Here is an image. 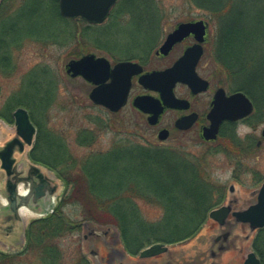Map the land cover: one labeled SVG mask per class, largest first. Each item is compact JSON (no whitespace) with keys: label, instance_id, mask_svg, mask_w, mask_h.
Listing matches in <instances>:
<instances>
[{"label":"trees","instance_id":"obj_1","mask_svg":"<svg viewBox=\"0 0 264 264\" xmlns=\"http://www.w3.org/2000/svg\"><path fill=\"white\" fill-rule=\"evenodd\" d=\"M134 1L119 0L112 15H130L128 20L132 21L138 15L136 9L141 14L146 13L147 19L143 20L146 30L151 31L148 36L150 43L144 44L143 40L133 46L144 48V51L152 50L163 32V9L156 3L157 0H142L144 3L138 7ZM36 3L30 15L25 18L27 23L34 24L36 37L27 35L32 29L24 37L17 36L14 19L6 20L4 12H0V67L3 65L1 59H5L3 56L11 54L9 48L28 37H34L44 49L53 44L65 46L75 40L77 45L68 55L74 59L88 53L90 43L99 49L104 40L109 38L102 25H89L83 20L62 17L58 0H36ZM183 7L186 10L180 14L184 15V21L192 20L188 13L190 9L206 13V20L217 26L220 51L231 49V54H235L232 56L233 62L235 56L246 59L253 53L264 61V0H185ZM56 23H61V26ZM78 23H81L80 28ZM98 31L100 35L95 38ZM65 32L71 35L66 36L63 34ZM90 36L95 39L91 40ZM239 47L240 53L236 52ZM245 51L247 56L244 55ZM248 59V84L240 88L257 102L255 115L263 113L264 116V92L259 88L260 84H257V80L264 79V74L260 72L259 59L255 64ZM53 77L50 66H43L42 71L22 89L25 99L18 97L17 100L8 101L0 108V116L10 122L11 112L15 108L23 106L29 111L32 122L38 128V143L31 157L54 170L64 181L66 191L52 215L29 225L24 250L12 254L0 252V264H66L63 263V253L56 241L72 232H79L84 223L116 226L125 248L133 255L148 244L177 245L188 242L200 232L209 212L220 206L227 197V187L211 171L208 158L225 153L237 165H244L259 151L248 148L249 141H243L231 132L223 133L213 149L196 156L185 150H173L154 144L141 145L135 141L141 138L140 127H137L138 130L131 134L133 140L130 136H120L110 150L93 153L84 161H74L68 155L63 137L36 121L35 112L23 102L30 100L38 113L39 102L45 106L54 100L58 101L59 86L52 81ZM256 92L261 95H256ZM89 121L95 125L96 130L113 129V120L102 119L100 114L95 117L90 115ZM43 131L46 133L43 134ZM82 138L94 144L96 136L93 132L89 135L87 131ZM139 201L161 207L165 212L162 220L155 223L147 221L140 211ZM67 205L80 207V220L65 213ZM253 249L261 264H264V228L257 233ZM73 264L90 263L82 255Z\"/></svg>","mask_w":264,"mask_h":264},{"label":"rangeland","instance_id":"obj_2","mask_svg":"<svg viewBox=\"0 0 264 264\" xmlns=\"http://www.w3.org/2000/svg\"><path fill=\"white\" fill-rule=\"evenodd\" d=\"M143 3L144 2L142 0L134 1L136 7L142 5ZM156 3H158L163 9L164 15H162L165 19L163 20L164 23L162 24L163 32L161 38L158 39V42L154 46L159 45L160 42L164 40L166 35L171 32L179 23L185 22L183 20L184 15L180 13L183 10H186L183 7L185 0H157ZM35 5H37L36 0H6V2H4V11L8 13L10 19H14L13 25L15 27L17 36L24 37L28 33L29 29H32V31L27 35L30 36L31 34V36H33L35 34L33 31L34 24H31L30 22L27 23L25 19L26 16L28 17L30 15L31 8H33ZM135 12L138 15L134 17L132 21L128 20L130 18L129 14V16L111 15L109 20L102 24V29L108 32L106 36L109 38L104 40L105 44H101L100 46L102 48L100 47L99 49L94 44L90 43L88 46V53L86 54L93 53L97 56H100L101 54L108 57H114L116 59H124L129 56L136 57L138 53H141L144 48L133 45L134 43L143 40L144 44H149L150 41L148 36L150 35L151 31L146 30V25L144 24L143 20L144 18L147 19L148 15H146V13H139V10L137 9ZM188 13L192 20L207 19L206 13L199 9H190ZM48 15H50V13H48ZM32 20H35V18ZM50 20L52 21L54 19H49V21ZM56 24L61 26V23ZM79 24L81 23H78V27L80 28ZM0 28H2L1 25ZM71 28L72 25L70 26V31ZM209 30L214 35L218 34L217 26L212 23H210ZM63 34H67L66 36L71 35V33L68 32ZM96 34L97 36H95V38H98L100 35L99 31L96 32ZM28 38H25L26 40L15 42L13 46L9 48L11 54L3 56L5 59H1L3 61V65L0 67L1 109L3 108V105H5L10 100H17L20 97L25 99L22 89L26 86L27 82L35 75H38L40 71H42L43 66H50V69L55 76L52 78V81H54L55 84H58L59 86L58 92L60 95L58 97V101L54 100L49 104H45V106L44 103L41 104V102H39L37 104V107L39 108V110L37 109L38 113L34 110L30 100H23V102L30 106L35 112L36 121L38 120L42 126L46 127L47 130H50L52 133L63 137V140L66 143L68 155L72 160L84 161L85 159L87 160L88 157L93 153L106 152L113 147V144L117 139L121 138L120 136L124 138L125 136L127 138L130 136V139L133 140L134 138L132 139L131 134H133L135 130H138L137 127H140L139 134L141 138H137L135 141L141 145L149 144L144 140V136L149 134V132L146 130L149 127L147 123V117L144 115V113H141L135 109L131 103L123 111H121L117 117L112 118L116 128L109 130L105 129L104 131L99 129L96 130L95 125L89 121L90 115L95 117L100 114L102 119L108 118V115L90 100L89 93L91 92L93 86L82 77L72 78L67 74L66 65L70 60L74 59L70 58L68 55L69 52L72 51L77 45L75 40H71L65 46L53 44L46 46L44 49L41 44H38V41H36L34 37L29 38L34 41H31ZM90 38L91 40L95 39L93 36H90ZM105 48L110 51H114L115 49L116 51L120 52V54L107 52ZM236 52L240 53V47L236 48ZM231 53V49H227L225 51V55H228L229 57L235 55ZM244 55L247 56V53ZM247 58H249V62L254 61V64L255 61L259 59L258 55L254 53L251 56L249 54ZM258 63L260 72L263 75L264 61L260 58ZM233 67H229L230 71L235 70ZM246 71H248L247 68ZM257 84H260L259 88H261L264 92V79L261 78L257 80ZM255 94L261 95L259 92H256ZM15 110L16 108L14 111ZM14 111L11 112L12 120L9 122L11 124H13L15 121L13 117ZM172 117V113H165L163 116V123L168 122ZM0 124L4 127L5 132H8V135L13 133V130L15 129L14 125H9L8 128L6 123ZM263 128L264 123L260 126V129L254 133L252 129L246 124H240L238 127V134L241 138H245L247 134L257 136V138H259L261 137V131ZM87 131L89 135H91L92 132L95 133L96 139L94 144H91L89 140L83 141L82 137L86 136ZM44 133H46V131H43V134ZM8 137L9 136L6 138L4 137L3 139L5 140ZM4 140L0 141L3 142ZM78 141H80L81 144ZM183 144L187 149L185 151H188V153H193V155L196 156H199L203 152L207 151L208 148H214L216 146L215 144H207L204 142L189 140L188 137L183 140ZM173 145H175V139H170L167 142L160 144V146ZM208 164L211 167V171L221 182L225 184L228 190L230 186H234V191L232 193L228 191L224 204L228 203V201L232 198L231 194L233 195V198L237 197L239 200L237 207L240 208L248 207L249 205L256 202V194H254V192L264 182V145L259 150L257 155L252 159L247 160L246 164L244 165H237L235 160L225 153H219L208 158ZM52 173L53 175L58 176L55 171ZM60 203L61 201L59 204ZM138 204L143 217L147 221L155 223L162 220L165 212L161 207H158V205H151L143 201H139ZM64 211L70 217H73L77 220L81 219V209L77 205H67L65 206ZM22 218L25 229L28 228L31 221L36 219V217H27L23 214ZM85 224L86 223L83 224L79 232H72L60 237L56 241L59 245L60 251L63 253V263H76V260L84 255L90 264H99L95 253H98L102 259L103 257L107 258L111 252L106 250L99 239L92 238V241H86L84 239L85 236H89V239L91 238L90 231L93 228L97 229V231L100 233L103 231H108V242L111 243L113 246L112 248H114V250L124 252V254H128L127 250L125 251L120 232L116 226L88 224L87 228H85ZM215 225V222L208 218L197 237L194 238L191 243L187 245H174L170 246V248L179 256L184 254L186 261H192L197 255L194 247L197 246L200 250H204L206 246V244L200 243L198 238L210 232L211 229L215 228ZM256 235L257 233H250L248 226H239L237 229L232 230L231 235V240H233V238L236 236L238 237L235 239L237 249H229L228 251L221 253L215 259L205 260V257H202L201 261L204 262V264H210V261H214L217 264H243L247 255L254 251L252 245ZM3 236L4 234L0 232V237ZM14 236H16V234ZM19 238L20 236H17L15 244L11 246L0 244V252L12 254V252L18 253L23 251L26 244V237L24 235L25 240L23 241V245H21L22 248L19 247V244L17 243L18 241L20 242ZM115 238H117L115 240L116 242H113ZM148 246L150 245H146V247ZM100 264L107 263L105 261H100Z\"/></svg>","mask_w":264,"mask_h":264},{"label":"flooded vegetation","instance_id":"obj_3","mask_svg":"<svg viewBox=\"0 0 264 264\" xmlns=\"http://www.w3.org/2000/svg\"><path fill=\"white\" fill-rule=\"evenodd\" d=\"M4 2H6V0L0 1V12H4V18L8 20L10 16H8V13L4 11ZM114 8L115 6L110 10L108 20L111 17ZM68 19L83 20L81 18ZM204 22L207 24V31L204 40L201 43L202 54L196 64V73L202 80L207 82V88L204 90H199L203 84L201 82L198 91L193 92L187 84L178 82L174 87V94L178 99L184 100L187 103L181 104L180 106L178 104L177 108L164 107V112L160 116L158 123L155 125H151L148 122V115L144 114L147 117V123L149 125V127L146 129L149 134L144 136V140L149 144L160 146V144H163L170 139H175V145L160 147L183 151L187 150L183 144V140L186 137H188L189 140H194L196 142L199 141L207 144L217 145L218 141L221 140L223 133L228 134L232 132L243 141H249L250 144L248 145V148L260 150L264 145V128L262 129L261 137L259 138L250 134H247L245 138H241L238 134V127L240 124H246L252 129L254 133H256L260 129V126L264 123L263 113H258L255 115L257 110V102L245 91H243L242 88H240L248 84L246 75V68L248 67L247 58L240 59L238 56H235V60L233 62L232 56H230V58L228 55H225V51H220V46L218 45L220 41L217 39V35H214L210 32V23L207 20H204ZM168 34L159 45L155 46L152 50L141 51V53H138L136 57L129 56L124 59H116L114 57H108L106 55L100 54V57H104L110 62L111 67H114L117 63L122 61L135 62L142 67V72L140 74L132 76V84L125 106H123L119 111L114 112L105 106L100 105V109L107 113L108 118L113 120L112 118L117 117L121 111L130 105V103L135 109H137L134 106V101L137 97L151 96L155 99L161 100L160 92L148 90L140 84V77L144 74L152 73L154 71H163L173 67L175 63L185 55L188 49L199 43L196 39V35L190 34L189 36L174 44L167 54L159 53L160 48L165 43ZM105 50L110 53L120 54V52L116 51L115 49L114 51H110L105 48ZM230 66H234L233 68L235 70L230 71ZM220 89L225 91L227 97L239 92L244 93L251 100L253 104V111L249 116L239 120H224L220 124L217 138L215 140H206L204 138V132L205 129L211 125L209 115L214 108V101ZM138 111L143 113L140 110ZM168 112L172 113L173 117L170 118L168 122L163 123V116ZM188 117L190 119L183 121L181 124V127L185 128H178L176 126L179 120ZM0 123H6L8 128L9 125H14V123H9L2 116H0ZM112 124L113 128H116L114 121ZM163 130L168 131V136L165 140H160L159 134ZM7 136L9 137L4 140L3 138H6ZM0 140H4L3 142L0 141V194H3L8 198L12 197L16 191L18 194L30 193V195L27 197L29 199L26 198V200H23L24 203H27L26 205L28 206L30 212L49 214L51 213V210L52 212L55 211L58 200L64 196L66 185L63 180V185L58 181V176L53 175V170L51 168L32 159L31 153L33 149L36 148L38 143L37 135L33 146H29L26 144L23 138H21V136L17 135L16 129L13 130L11 135H8V132H5L4 127L0 124ZM253 143L255 144L254 147L251 146ZM209 149L213 148L210 147L208 150ZM7 153L10 154V159L12 161L11 167L8 169L3 167V158ZM36 184L39 185L40 189L37 192L33 191L31 193L32 188L35 187ZM228 191L232 193V191ZM231 197L232 198L229 201L232 200L233 211L244 210L247 208L237 207L239 200L237 197L233 198L232 194ZM215 224V228L211 229L206 235L198 238L200 243L206 244L205 249L200 250L199 247L195 246L194 250L196 251L197 255L195 259L189 262L185 260L184 254L179 256L173 251L145 260L141 259L138 255L124 254V252L119 250L117 251L112 248L113 246L110 242H108V231H103L100 233L97 231V229L93 228L90 231L91 238L89 239V236H85L84 239L86 241H92V238L99 239L106 250L111 252L107 258L103 257V259L98 253H95L99 264L100 261H105L107 264H204V262L201 261L202 257H205V260L217 258L221 253H224L229 249H237L235 239L238 237L236 236L233 238V240H230V236L232 234L231 231L233 229H237L239 226H243V224L236 223L235 219L231 215L227 218L223 226H220L218 222H215ZM23 225V219L15 215L10 204H8L6 207H4V205H0L1 233L12 235L16 234L15 238H17V235L20 236V242L18 241L17 243L22 245V242L25 240L24 235L26 233H24ZM84 226L87 228L88 223H86ZM116 239L117 238H115L113 242H116ZM210 262V264H217L214 261Z\"/></svg>","mask_w":264,"mask_h":264},{"label":"water","instance_id":"obj_4","mask_svg":"<svg viewBox=\"0 0 264 264\" xmlns=\"http://www.w3.org/2000/svg\"><path fill=\"white\" fill-rule=\"evenodd\" d=\"M116 2L117 0H59V7L61 15L64 17H81L91 24H101L107 19ZM206 31L207 24L203 20L180 23L168 34L159 53L167 54L174 44L190 34H195L199 43L188 49L173 67L144 74L140 77V84L144 88L158 91L161 94V100L151 96H140L134 101V106L148 115V122L151 125L158 123L164 112V107L177 108L178 104L180 106L187 103L178 99L174 94V87L178 82L187 84L193 92L198 91L201 82L203 84L199 90L207 88V82L202 80L196 73V64L202 54L201 43L204 40ZM66 69L71 77H82L94 86L89 94L94 104L105 106L114 112L119 111L126 105L132 84V76L142 72V67L138 63L122 61L111 67L106 58L93 53L86 54L79 59L70 60L66 65ZM252 111L253 104L244 93L239 92L227 97L225 91L220 89L214 101V108L209 115L211 125L205 129L204 138L215 140L219 133L220 124L224 120H239L249 116ZM14 119L17 135L21 136L26 144L33 145L37 129L32 123L28 111L24 108H18L14 112ZM187 119L190 118L179 120L176 126L185 128L181 127V124ZM167 136L168 131L163 130L159 134V139L165 140ZM11 164L10 154L7 153L3 158V167L8 169ZM39 189V185L36 184L31 193L33 191L37 192ZM230 191H234V186L230 187ZM254 194H256V202L244 210L233 211L231 200L228 204L212 210L209 213V218L223 226L231 215L236 223L247 225L251 234L256 233L264 228V183ZM29 195L30 193L18 194L16 191L12 197L7 198L17 217H19V210L23 206L28 207L23 200H26ZM170 251L169 246L157 243L144 249L140 253V258L143 260L149 259ZM243 264H261V261L256 253L252 251L247 255Z\"/></svg>","mask_w":264,"mask_h":264},{"label":"crops","instance_id":"obj_5","mask_svg":"<svg viewBox=\"0 0 264 264\" xmlns=\"http://www.w3.org/2000/svg\"><path fill=\"white\" fill-rule=\"evenodd\" d=\"M16 241V238L12 234H6L3 237H0V244L11 246L14 245Z\"/></svg>","mask_w":264,"mask_h":264},{"label":"bare ground","instance_id":"obj_6","mask_svg":"<svg viewBox=\"0 0 264 264\" xmlns=\"http://www.w3.org/2000/svg\"><path fill=\"white\" fill-rule=\"evenodd\" d=\"M25 212H26V211L23 212V215H25V216H27V217H28V216H35V214H33V213H25Z\"/></svg>","mask_w":264,"mask_h":264}]
</instances>
